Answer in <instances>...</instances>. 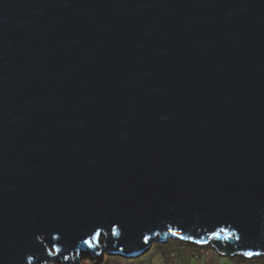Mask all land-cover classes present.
I'll return each mask as SVG.
<instances>
[{
  "label": "water",
  "instance_id": "1",
  "mask_svg": "<svg viewBox=\"0 0 264 264\" xmlns=\"http://www.w3.org/2000/svg\"><path fill=\"white\" fill-rule=\"evenodd\" d=\"M156 238L264 257V0H0V264Z\"/></svg>",
  "mask_w": 264,
  "mask_h": 264
},
{
  "label": "rangeland",
  "instance_id": "2",
  "mask_svg": "<svg viewBox=\"0 0 264 264\" xmlns=\"http://www.w3.org/2000/svg\"><path fill=\"white\" fill-rule=\"evenodd\" d=\"M39 239L41 241L43 240L42 237H39ZM98 240L99 237L97 239V244L100 243ZM90 243L94 245L92 241H90ZM103 243L104 241L101 242L99 246H103ZM44 245L49 251L53 252L54 249L50 247L49 243ZM88 248L89 246H86L85 251H77L80 255V264H85V260H87V264H182V262L176 258L182 254L179 250L184 249L188 250L192 256H187L188 258L185 259V263L183 262V264H198L199 262H202L203 256L207 257L212 254H214L213 257L216 256L214 258L216 259L217 264H264L263 256L254 258H244L239 256H233L230 258L221 257L222 255L215 252L210 245L198 247L173 238L168 239L166 242H161L159 238L153 239L148 250L137 257H126L120 254L109 253L105 248H102L93 256L91 249ZM235 257L238 259L236 260ZM51 262L53 264H62L60 259H53L49 263ZM34 264L40 263L36 262ZM70 264H74L73 259L70 260Z\"/></svg>",
  "mask_w": 264,
  "mask_h": 264
},
{
  "label": "crops",
  "instance_id": "3",
  "mask_svg": "<svg viewBox=\"0 0 264 264\" xmlns=\"http://www.w3.org/2000/svg\"><path fill=\"white\" fill-rule=\"evenodd\" d=\"M181 251L180 253H182L179 257H177L176 259L179 260L180 262H183L185 261V259H187L188 257L192 256V254L189 253L188 250L184 249V250H179ZM214 254L212 255H209V256H203V260L202 262H199L198 264H217V261L214 257H213ZM188 256V257H187ZM217 257H220V256H217ZM223 257V256H221ZM201 258V257H200ZM185 263V262H184Z\"/></svg>",
  "mask_w": 264,
  "mask_h": 264
},
{
  "label": "bare ground",
  "instance_id": "4",
  "mask_svg": "<svg viewBox=\"0 0 264 264\" xmlns=\"http://www.w3.org/2000/svg\"><path fill=\"white\" fill-rule=\"evenodd\" d=\"M37 237H38V238H39V237H42V239H43V236H42L41 234H37ZM55 238H56V237H55ZM105 238H106V237H105L104 235H101V236L99 237V240H98V242H100V243H98V245H100L101 242H103V241L105 240ZM39 240H40V239H39ZM43 240H44V239H43ZM43 240H42V242H44V244H47V243H48V242H46L45 240H44V241H43ZM92 242H93V241H92ZM86 246H87V245H86ZM86 246H85V247H86ZM101 249H102V248H101ZM101 249H100V250H101ZM100 250H99V251H100ZM78 251H79V250H78ZM80 251H85V250H84V249H80ZM76 253H77L76 250L73 251V252H71V256H72V257H76V256H77ZM91 259H92V257H91ZM51 260H53V259H49V258H47V259H45L44 261L49 263ZM56 260H57V259H56ZM70 260H72V258H71ZM85 261H86L85 264H87V260H85Z\"/></svg>",
  "mask_w": 264,
  "mask_h": 264
},
{
  "label": "snow or ice",
  "instance_id": "5",
  "mask_svg": "<svg viewBox=\"0 0 264 264\" xmlns=\"http://www.w3.org/2000/svg\"><path fill=\"white\" fill-rule=\"evenodd\" d=\"M85 243H88V241H85ZM244 255H246V256H251L252 255V253L251 252H247V253H244Z\"/></svg>",
  "mask_w": 264,
  "mask_h": 264
},
{
  "label": "trees",
  "instance_id": "6",
  "mask_svg": "<svg viewBox=\"0 0 264 264\" xmlns=\"http://www.w3.org/2000/svg\"><path fill=\"white\" fill-rule=\"evenodd\" d=\"M254 258V257H253ZM235 259L237 260L238 258L235 257Z\"/></svg>",
  "mask_w": 264,
  "mask_h": 264
},
{
  "label": "clouds",
  "instance_id": "7",
  "mask_svg": "<svg viewBox=\"0 0 264 264\" xmlns=\"http://www.w3.org/2000/svg\"><path fill=\"white\" fill-rule=\"evenodd\" d=\"M198 247H201V246H198Z\"/></svg>",
  "mask_w": 264,
  "mask_h": 264
},
{
  "label": "built area",
  "instance_id": "8",
  "mask_svg": "<svg viewBox=\"0 0 264 264\" xmlns=\"http://www.w3.org/2000/svg\"><path fill=\"white\" fill-rule=\"evenodd\" d=\"M202 247H204V246H202Z\"/></svg>",
  "mask_w": 264,
  "mask_h": 264
}]
</instances>
